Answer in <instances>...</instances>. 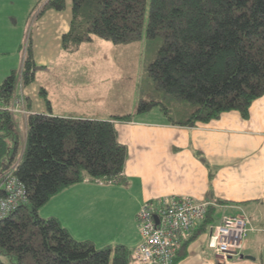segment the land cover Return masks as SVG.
Returning a JSON list of instances; mask_svg holds the SVG:
<instances>
[{"label":"trees","instance_id":"obj_1","mask_svg":"<svg viewBox=\"0 0 264 264\" xmlns=\"http://www.w3.org/2000/svg\"><path fill=\"white\" fill-rule=\"evenodd\" d=\"M140 4L148 5L145 40L154 57L145 65L148 98L138 102L136 113L158 107L181 126L207 123L229 111L247 118L251 102L264 94V0H71L61 48L74 52L94 37L112 43L131 39L129 31L137 24L130 17ZM65 6L66 0H46L37 17ZM34 71L28 43L19 71L23 86L33 81ZM18 73L11 71L0 84V184L7 174L15 177L26 200L0 219V264H132V250L124 245L97 248L72 237L56 217L39 214L53 196L74 184L123 183L127 150L114 123L28 112L22 148L18 114L2 108ZM218 220L215 205H209L186 243ZM185 241L174 264L186 255L180 254Z\"/></svg>","mask_w":264,"mask_h":264},{"label":"crops","instance_id":"obj_2","mask_svg":"<svg viewBox=\"0 0 264 264\" xmlns=\"http://www.w3.org/2000/svg\"><path fill=\"white\" fill-rule=\"evenodd\" d=\"M70 20L66 7L50 10L39 18L40 26L32 29L35 67H50L57 55L71 57L64 63L56 60L50 85H42L48 109L40 98L34 102L31 97L37 91L36 84L23 86L26 110L70 119L110 120L127 158L122 184H74L52 197L65 210V218L57 213L53 217L76 238V228L72 227L82 224L80 216L88 199L100 209L119 205L127 211L125 217L118 218L122 228H114L120 239L105 246L120 244L132 250L140 242L136 214L145 200L191 197L215 205L217 220L223 215L247 216L250 229L241 255L254 259L240 255L224 262L207 247L204 237L186 243L187 236L180 250L186 255L176 264H264V94L251 102L247 118L229 111L207 123L181 126L172 124L158 107L136 113L138 102L148 98L145 65L154 57L145 40L142 19L130 20L137 24L129 31L134 35L131 39L111 44L104 40L101 57L93 38L74 52L59 51ZM98 65L107 71L102 77L97 75ZM27 115H16L25 133ZM128 115V121L113 120ZM109 230L105 228L103 233Z\"/></svg>","mask_w":264,"mask_h":264},{"label":"built area","instance_id":"obj_3","mask_svg":"<svg viewBox=\"0 0 264 264\" xmlns=\"http://www.w3.org/2000/svg\"><path fill=\"white\" fill-rule=\"evenodd\" d=\"M22 82L15 84V92L2 108L12 114H27ZM0 219L14 211L26 200V191L15 177L7 174L0 184ZM207 201L191 197L148 199L136 214L140 242L132 249V264H174L177 249L204 220ZM247 216L223 215L218 222L208 226L206 235L209 248L221 260L241 255L245 237L250 229Z\"/></svg>","mask_w":264,"mask_h":264},{"label":"rangeland","instance_id":"obj_4","mask_svg":"<svg viewBox=\"0 0 264 264\" xmlns=\"http://www.w3.org/2000/svg\"><path fill=\"white\" fill-rule=\"evenodd\" d=\"M45 1L46 0H0V84L10 74L11 71L15 70L18 73L21 70L28 43H30L31 55L33 58V51L35 53V50L33 44H31V33L32 29H34L36 26H40L41 22L39 21V18L47 11H50L47 10L42 15L37 17V13ZM70 6L71 0H66L65 7L68 13L71 12ZM63 10H65V8ZM134 10V14L131 15L130 19L136 20L141 18L142 22H144L145 25L148 15V5H137L135 6ZM93 39L94 41H96V45H98L96 53L99 57H101L102 47H104L106 44L104 40H101L99 38L94 37ZM109 43L111 44L112 42L109 41ZM61 49L62 48L59 47V51H61ZM36 52L38 55L39 51ZM133 53L134 52H132L131 58L134 57L135 53ZM68 57L71 56L57 55L52 59L53 64L50 67H35V75L31 83L37 85V91L35 95H32L31 97L34 102L37 98H40L46 109H48V105L46 102L47 98L46 95H43L41 93V88L43 87L42 85H50L51 74L54 73V62H56L57 60L59 61V63H64V60ZM94 68L96 67H92V69ZM97 68V75L99 77H102L103 73L107 72L103 70V65H98ZM116 69L118 70V67H116ZM95 73L96 72H94V74ZM17 80H22L20 72L18 73ZM31 83H29L28 85H30ZM26 86H24V89ZM14 92L15 90L13 89L11 98ZM26 115L27 114H24V116ZM16 120L19 121L18 116H16ZM20 123L21 124L19 129L21 134L22 147L25 139V131L21 121ZM82 210H84L82 216H80L82 224L76 227H72L73 229L76 228L75 233L78 234L76 238L74 237L75 239L79 240L78 238L86 237L85 240H89V238H92L95 240V243L93 244L97 248L103 247L105 245H114L118 242L116 240H119L120 238L117 237L118 235L116 233V230L114 231V228L119 230L122 228V225L118 218L119 215H123V217H125V214L127 213V211H124L123 207L117 205L115 207H108L107 209H100L95 204H92L88 199V202H86ZM56 213L62 218H65L63 217L65 216L64 207L60 206L58 200H55L54 198L48 201L39 210V214L42 217L51 216L52 214ZM105 228H110V230L106 234L103 233ZM200 237H204L206 239L207 247H209V241L206 233H204ZM94 240L92 242H94Z\"/></svg>","mask_w":264,"mask_h":264},{"label":"water","instance_id":"obj_5","mask_svg":"<svg viewBox=\"0 0 264 264\" xmlns=\"http://www.w3.org/2000/svg\"><path fill=\"white\" fill-rule=\"evenodd\" d=\"M243 257H244V258H248V259H252V260L254 259L253 257H249V256H243V255H241V258H243Z\"/></svg>","mask_w":264,"mask_h":264}]
</instances>
